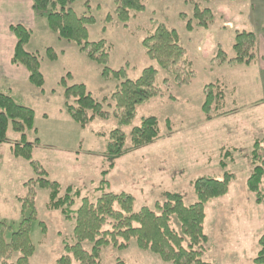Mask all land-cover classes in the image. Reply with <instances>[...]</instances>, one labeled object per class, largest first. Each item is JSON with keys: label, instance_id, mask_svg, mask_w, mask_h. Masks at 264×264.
Returning a JSON list of instances; mask_svg holds the SVG:
<instances>
[{"label": "rangeland", "instance_id": "obj_1", "mask_svg": "<svg viewBox=\"0 0 264 264\" xmlns=\"http://www.w3.org/2000/svg\"><path fill=\"white\" fill-rule=\"evenodd\" d=\"M184 1L146 0V9L125 24L116 18L106 21L114 12V0H90L87 12L97 21L88 25L89 40L105 39L112 45L109 66L124 67L132 79L139 77L146 67L155 66L160 70L164 94L140 105L133 124L123 127L129 134L143 117L154 115L159 120L161 138L117 159L106 176L108 188L131 193L136 198V209L163 202L166 192H179L186 204H192L197 200L193 180L204 175L223 179L225 170H230L236 179L229 193L211 200L205 207L209 243L203 259L210 264H256L258 240L264 235V203L255 201L246 181L252 171L248 156L254 142L260 139L264 144V0H213L209 6L215 12V23L209 29L195 27L193 31H188L185 20L180 18L181 13L192 15L191 7ZM72 5L78 12L85 10L82 1ZM36 15L38 19L29 22L35 28L26 49L42 55L45 85L38 88L29 80L19 79L15 84L0 80V91L35 110L37 133L28 135L31 140L40 141L35 145L33 159L41 163L50 178L60 182L61 194L73 185L81 188L83 195L98 196L100 192L96 189L102 171L108 169V160L104 153L106 139L97 133L107 134L118 123L114 118L96 117L86 129H81L66 111L63 89L58 82L71 72V83H85L99 99L110 95L116 82L104 81L97 63L75 43L59 39L48 28L46 15ZM160 22L177 29L187 49L192 75L186 84H177L173 76L148 57L142 45L148 31ZM237 30L258 34L262 51L257 58L250 65L211 63L219 44L229 56L234 55ZM48 47L56 51V60L45 56ZM166 78L170 80L168 85L164 83ZM216 81L226 92V112L207 121L201 111L203 92L207 83ZM171 95L173 100L169 98ZM17 137L10 130L8 141L0 144V223L6 225L7 239L30 214L29 210L22 211L20 199L27 192L25 183L38 177L28 161L13 156L11 148ZM223 147L231 150L233 157L231 161L226 159L225 169L220 165ZM37 191L36 213L38 221L45 223L46 233L37 221L33 223L31 238L35 251L31 264H58L65 253L64 240H72L74 226L61 211L46 208L49 190L38 187ZM173 226L180 228L176 219ZM85 245L91 249L92 244ZM119 259L126 264H172L149 250L140 249L135 240L126 249L113 245L102 249V264H115Z\"/></svg>", "mask_w": 264, "mask_h": 264}, {"label": "trees", "instance_id": "obj_2", "mask_svg": "<svg viewBox=\"0 0 264 264\" xmlns=\"http://www.w3.org/2000/svg\"><path fill=\"white\" fill-rule=\"evenodd\" d=\"M83 2L85 10L78 12L74 3ZM213 0H185L191 7L192 15L181 13L186 29L195 27L209 29L215 23L216 15L209 4ZM146 0H114V12L106 21L113 18L128 23L137 14L146 9ZM32 8L40 15H46L48 28L59 39L75 43L79 50L90 60L100 66L104 81H115L114 91L99 99L88 89L85 83H71L72 74L67 72L58 82L63 89L65 108L72 120L86 129L96 117L103 120L114 118L118 126L109 133H97L106 139L105 157L108 169L102 171L101 181L97 187L100 194L83 195V190L73 185L65 188L61 194V184L49 177L41 163L33 159L35 145L39 138L31 140L28 133H37L35 127L36 112L33 108L18 103L13 96L0 91V144L8 141V133L15 132L18 137L11 148L13 156L23 158L37 174L36 179L25 183L26 194L20 199L22 211H30L12 230L10 238L5 236L6 225L0 223V264H31L35 245L31 238L32 225L35 221L46 233V225L38 221L35 198L37 188L49 190L46 208L59 210L65 218L73 223L72 240H64V255L58 264H102V249L113 245L126 249L135 240L142 250L157 254L164 262L172 264H210L203 256L208 251L209 237L205 232L206 204L211 200L229 193L236 175L225 170L224 178L204 175L192 181L197 200L186 204L179 192L164 193L163 202L157 201L153 207L142 206L136 209V198L128 192L110 190L106 176L115 166V161L131 151L153 144L161 138V128L156 116H146L138 125H133L130 133L124 126H130L143 103L162 93L160 70L155 66L146 67L135 79L129 77L126 69H114L109 66L112 45L105 39L89 40L88 25L96 23V17L87 12L90 0H32ZM100 8V6H98ZM12 30L17 37L13 63L25 66L29 71V81L38 88L45 85V76L41 70L42 55L26 49L32 30L24 25H14ZM148 57L164 71L174 77V81L183 85L192 75V61L187 49L181 43L177 29L164 23L148 31L142 40ZM259 36L248 30H237L234 35L233 56L225 49L217 47L211 63L218 65H250L258 55ZM45 56L50 60L57 59V53L48 47ZM169 79L164 80L169 84ZM204 100L201 106L205 120L210 121L226 112V92L219 82H210L204 88ZM171 100L174 97L169 96ZM220 161L222 168L227 167L226 159L233 160L231 150L223 147ZM252 166L246 184L254 194L258 204L264 203V144L256 139L248 156ZM79 203V204H78ZM77 206L76 208H74ZM180 224L179 230L173 221ZM260 249L254 259L256 264H264V235L259 240ZM86 243L92 244L87 249ZM15 260H12L14 259ZM115 264H126L117 260Z\"/></svg>", "mask_w": 264, "mask_h": 264}, {"label": "crops", "instance_id": "obj_3", "mask_svg": "<svg viewBox=\"0 0 264 264\" xmlns=\"http://www.w3.org/2000/svg\"><path fill=\"white\" fill-rule=\"evenodd\" d=\"M36 14L32 8V0H0V80H3L0 82L15 84L19 79L29 80L28 69L13 63L12 60L17 44L12 26L24 25L33 31L35 27L30 26L29 22L34 23L38 19L39 16ZM260 50L262 51L261 46L258 53Z\"/></svg>", "mask_w": 264, "mask_h": 264}]
</instances>
